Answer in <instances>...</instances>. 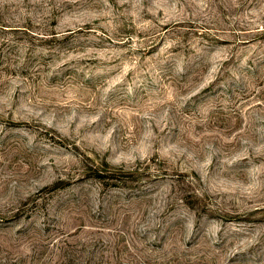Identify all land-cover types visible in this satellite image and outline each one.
I'll return each instance as SVG.
<instances>
[{
  "label": "rangeland",
  "instance_id": "1",
  "mask_svg": "<svg viewBox=\"0 0 264 264\" xmlns=\"http://www.w3.org/2000/svg\"><path fill=\"white\" fill-rule=\"evenodd\" d=\"M0 264H264V0H0Z\"/></svg>",
  "mask_w": 264,
  "mask_h": 264
}]
</instances>
